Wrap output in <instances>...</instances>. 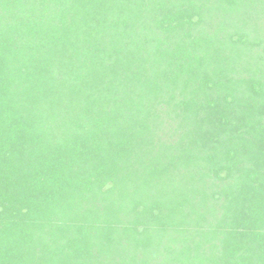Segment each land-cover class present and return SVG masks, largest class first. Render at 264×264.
I'll list each match as a JSON object with an SVG mask.
<instances>
[{
  "label": "trees",
  "instance_id": "1",
  "mask_svg": "<svg viewBox=\"0 0 264 264\" xmlns=\"http://www.w3.org/2000/svg\"><path fill=\"white\" fill-rule=\"evenodd\" d=\"M5 2L206 6L150 21L98 16L83 27L71 18L41 24L23 7L14 8L7 23L14 42L27 47L20 70L49 100L41 113L46 127L60 131L79 120L110 125L118 138L147 132L127 141L123 167L106 170L90 198L86 211L93 226L100 225V243L86 264H204L217 246L260 264L255 223L243 236L227 233L209 242L206 233L218 222V186L248 171L264 151V0H0V36ZM74 72L91 92L87 108L60 79ZM141 173L154 178L135 197L145 203L131 213L119 210L124 180Z\"/></svg>",
  "mask_w": 264,
  "mask_h": 264
},
{
  "label": "clouds",
  "instance_id": "2",
  "mask_svg": "<svg viewBox=\"0 0 264 264\" xmlns=\"http://www.w3.org/2000/svg\"><path fill=\"white\" fill-rule=\"evenodd\" d=\"M23 7L30 8V15L37 16L41 24L57 19L68 24L71 18L73 26L83 27L98 16H143L150 21L166 12L198 11L206 6L158 2L3 3L6 23L0 36V264H86L92 246L100 243V225L93 226L91 214L86 211L90 198L98 192L99 179L106 170L123 167L127 141L146 138L147 132L139 128L118 138L110 125L92 127L90 122L79 120L66 122L60 131L45 126L41 113L50 107L49 100L33 89L30 77L20 70L27 47L14 42L7 23L14 8ZM60 79L87 108L91 92L83 86V74L74 72ZM221 163L228 167L227 162ZM153 180L144 173L125 179L120 198L115 201L119 210L131 213L144 204L135 197L147 192ZM216 191L213 215L218 222L209 227L207 240L227 233L243 236L255 223L253 233L261 246L260 264H264V151L248 171L225 180ZM159 204L156 199L154 206ZM130 227L134 229L135 224ZM208 261L248 264L237 252L225 253L220 246L204 264Z\"/></svg>",
  "mask_w": 264,
  "mask_h": 264
},
{
  "label": "rangeland",
  "instance_id": "3",
  "mask_svg": "<svg viewBox=\"0 0 264 264\" xmlns=\"http://www.w3.org/2000/svg\"><path fill=\"white\" fill-rule=\"evenodd\" d=\"M260 22H262V26H264V15L260 18ZM253 35H255V34L253 33L252 36H253ZM260 51H262V53L264 54V50H263V48L260 49ZM165 118H166V123L164 124V127L166 128V125H167V127H168V124H167V123L170 122V119H169L168 117H166V116H165ZM162 131H163V130H159V133L162 134Z\"/></svg>",
  "mask_w": 264,
  "mask_h": 264
}]
</instances>
